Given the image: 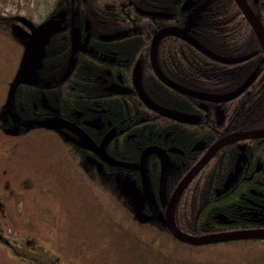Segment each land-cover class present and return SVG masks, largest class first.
I'll return each instance as SVG.
<instances>
[{"label": "trees", "instance_id": "obj_1", "mask_svg": "<svg viewBox=\"0 0 264 264\" xmlns=\"http://www.w3.org/2000/svg\"><path fill=\"white\" fill-rule=\"evenodd\" d=\"M184 1L36 0L31 6L30 0H0V11L6 10L0 23V197L16 199L14 212L5 207L11 232L23 234L33 229L45 237L38 216L31 219L21 213L19 202L25 201L28 208L38 194L53 196L58 221L51 242L64 264H264V238L198 246L181 242L144 205L141 210L147 218L141 219L139 201L126 187L140 189L136 165L147 146H175L182 151L170 156L164 186L168 198L185 173L221 136L264 129V51L252 27L235 0H193L194 6L188 11L182 9ZM245 1L264 28V0ZM138 9L171 17L152 22ZM12 21H24L37 33L18 32ZM64 21L67 35L62 31ZM86 24L90 26L94 52L112 50L116 54L114 65L81 53L73 72L59 82L68 59L65 46L70 29H83ZM168 25L184 28L214 55L237 60L215 61L190 44L165 36L157 47L158 63L162 73L175 83L200 93L226 95L254 75L242 94L220 105L225 114L222 125L216 124L213 104L208 103L204 111L199 100L158 80L156 88H145L150 98L163 107L200 115L198 124L176 123L150 112L136 94L128 101L117 95L104 96L107 91L100 76L109 77L106 73L110 71L128 79L134 60L147 56L154 30ZM118 31L129 34L104 42L113 44L112 49L96 44V35ZM34 40L40 42V60L34 70L37 85H12ZM93 109L103 110L99 115L102 137L95 141L116 163L106 160L97 152L98 147L89 148L87 141L92 143V139L82 130L54 123L66 119L79 122L80 116L93 118ZM145 112L154 119L143 126L137 122ZM8 113L15 115L16 122L6 118ZM130 130L135 133L131 140L126 138ZM112 133L115 135L111 137ZM253 142H259L260 154L257 159L248 156V172L255 161L264 163V138ZM238 143L220 148L178 198L173 220L183 233L206 236L255 229L250 227L256 224L253 220L240 215L239 200L241 192L259 186L258 179L263 180L260 173L254 172L244 183H240L241 178L228 191L215 195L236 164ZM248 143L246 153L250 150ZM195 144H201L202 149L195 152ZM146 167L150 192L163 212L157 155H149ZM259 226L256 230H264V216ZM219 243L232 244L220 250L210 248ZM34 248L23 246L21 251ZM20 259L27 261V257Z\"/></svg>", "mask_w": 264, "mask_h": 264}, {"label": "water", "instance_id": "obj_2", "mask_svg": "<svg viewBox=\"0 0 264 264\" xmlns=\"http://www.w3.org/2000/svg\"><path fill=\"white\" fill-rule=\"evenodd\" d=\"M255 1V0H254ZM236 4L238 5L239 9L243 13L244 17L252 27L263 51H264V29L262 25L260 24L257 17L254 15L248 4L245 0H235ZM193 6V0H186L184 4L182 5V9L189 10ZM153 16L157 17H169L168 14H158V13H148ZM123 32H118L112 35L107 36L106 38H118L123 36ZM165 35L175 36L178 37L186 42H188L190 45L194 46L196 49L201 51L203 54L208 56L209 58H212L214 60H217L222 63H230L235 62L237 60H225L222 59L213 53L206 50L204 47H202L200 44H198L196 41L192 40L185 32L184 29L177 28V27H166L158 31L152 40L151 44V59H152V66L154 68V71L158 78L167 84L172 89L178 91L181 94L191 96L193 98H196L200 101L204 102H212V103H224L228 102L237 96H239L241 93H243L253 82L254 75L248 78L241 86H239L237 89L232 91L229 94L226 95H211V94H205L200 93L194 90L186 89L182 86H179L177 84L172 83L167 78H165L160 71H158V68L155 65L154 61V55L157 47L158 41L164 37ZM87 39L88 35L85 38V42L80 43L79 35H73L72 37V52L71 57L68 63V67L65 71V73L62 76V80L67 77V75L70 73L72 67H73V55L76 51H84L87 47ZM35 83L33 76H32V61L31 60H25L23 63V69L21 72L17 75V77L14 80V85L16 84H27V85H33ZM133 84L134 88L140 97V99L144 102V104L150 108L151 110L155 111L159 115H162L164 117H167L169 119L178 121L180 123L184 124H196L200 117L188 113L178 112L175 110H171L165 107H162L156 103H154L148 95L145 93L141 81H140V70H139V64L136 65L133 71ZM224 118L223 111H219L217 109L216 111V120L217 123H221ZM57 125H65L63 122H57ZM264 137V130L259 131H251V132H243V133H234L227 135L219 140H217L215 143L211 145V147L208 149V151L204 154V156L184 175V177L180 180V182L175 187L173 193L171 194L169 201L166 204L165 212L162 214L156 207V204L154 202V199L150 193V189L148 187L147 181H146V168H145V162L146 157L150 153H156L160 160V185H159V192L160 196H163L164 193V184H165V177H166V169L168 166V154L167 152L175 151V149L170 148L167 151L162 150L159 147H147L143 150L140 161H139V168H140V175H141V183H142V190L144 194V199L147 203V206L151 212V214L159 220L161 224H164L167 229L170 231L172 236L184 243H188L191 245H206V244H213L217 242H227L232 240H240V239H261L264 238V230L260 231H231V232H222L218 234H212V235H206V236H190L188 234H185L181 232L173 221V211L175 204L180 197L181 193L184 191V189L188 186V184L191 182V180L196 176V174L202 169V167L210 160V158L214 155L216 151H218L223 146L238 141V140H244V139H255V138H262ZM243 151L244 146H241L240 153L238 156V159L236 161L235 166L233 167L232 172L227 176L225 182L222 186V192L228 190L230 186L238 179V176L242 170V161H243ZM100 154L111 163H116L115 160L108 157L103 151H100ZM143 204V201L140 202L138 206V212L139 217L143 220H145L147 217L142 213L141 206Z\"/></svg>", "mask_w": 264, "mask_h": 264}, {"label": "flooded vegetation", "instance_id": "obj_3", "mask_svg": "<svg viewBox=\"0 0 264 264\" xmlns=\"http://www.w3.org/2000/svg\"><path fill=\"white\" fill-rule=\"evenodd\" d=\"M186 1V0H185ZM184 1V2H185ZM184 4V3H183ZM182 4V5H183ZM194 6V5H193ZM192 6V7H193ZM191 7V8H192ZM190 8V9H191ZM189 9V10H190ZM139 10V9H138ZM184 10V9H183ZM188 11V10H187ZM139 12L142 14V15H144V16H147V17H149L151 20H152V22H153V20L154 19H167V18H170L171 17V15L170 14H168V13H164V12H159V11H150V10H139ZM148 13H158V14H168L169 15V17H157V16H153V15H150V14H148ZM71 21H72V23H73V18L71 19ZM24 22V21H23ZM63 23V25H62V31L67 35V32H68V25H67V21H64V22H62ZM166 27H177V28H181V29H184V28H182V27H179V26H170V25H168V26H163V27H160V26H158V28L156 29V30H154V32H153V34H152V38H151V42H150V50H149V52H148V54H147V56L145 57V58H137L136 60H134V62L132 63V68H131V74H130V77L127 79H123V76L121 75V74H118V73H115V72H113V73H111L110 71H107V75L109 76V77H107V76H100V77H102V83H103V86H104V90L105 91H107V92H105L104 93V96L105 95H107V94H112V95H114V96H120L121 97V99L123 100V101H128V100H132L133 99V97H132V95L133 94H136L137 95V97L139 98V100H140V102L142 103V105L143 106H145V108L146 109H148L150 112H153V113H155V114H157V115H159L158 113H156L155 111H153V110H151L150 108H148L145 104H144V102L140 99V97L138 96V94H137V92H136V90H135V88H134V84H133V71H134V68L136 67V65L137 64H139V70H140V81H141V85H142V87H143V89H144V91H145V93L148 95V97L150 98V96H149V94L146 92V90H145V88L146 89H149V90H151V89H153V88H156L157 87V80L160 82V83H162V84H164L165 86H167L168 88H170V89H172L171 87H169L167 84H165L164 82H162L159 78H158V76L156 75V73H155V71H154V68H153V66H152V59H151V44H152V40H153V37H154V35L158 32V31H160L161 29H163V28H166ZM32 28V27H31ZM33 29V30H32ZM31 29V32H34V33H32V34H34L35 35V33H37V30L35 29V28H32ZM185 30V29H184ZM129 31V30H128ZM128 31H118V32H123L124 33V35L123 36H121V37H118V38H106L107 36H109V35H112V34H115V33H118V32H109V33H104V34H98V35H96L95 36V39H96V44L99 46H102V47H105V48H107L108 46H110V49H112L113 48V44H104V42H109V41H115V40H118V39H121V38H124L125 36H127L129 33H128ZM136 31V29H132V32H135ZM185 32H186V34L190 37V35H189V33L185 30ZM73 35H79V40H80V43H83V42H85V38H86V36L88 35V39H87V47H86V50H84V51H76L75 53H74V55H73V67H72V69H71V71H70V73L67 75V77L65 78V79H63L62 80V76H63V74L65 73V71H66V69H67V67H68V63H69V60H70V57H71V52H72V37H73ZM91 30H90V26L88 25V24H86V26L83 28V29H79V28H71L70 29V37H69V43H68V45H66L65 46V51H67L68 52V59H67V61H66V63H65V66H64V69H63V71H62V73H61V76H60V78H59V82H62V81H65L67 78H68V76L71 74V72H73V70L75 69V66L77 65V59H78V57H79V55L81 54V53H87V54H93V56H94V58H96L97 60H99V61H102V62H104V63H108V64H110V65H114V62H115V56H116V54L112 51V50H110V51H108V50H106V49H104V51H100L99 49H97L96 50V52H94V47H92V45H91V43H90V39H91ZM165 36H170V35H165ZM164 36V37H165ZM172 37H175V36H172ZM163 38V37H162ZM161 38V39H162ZM175 38H178V37H175ZM191 38V37H190ZM160 39V40H161ZM178 39H180V38H178ZM192 39V38H191ZM160 40L158 41V43H157V47H158V44H159V42H160ZM180 40H182V39H180ZM192 40H194V39H192ZM182 41H184V40H182ZM184 42H186V41H184ZM186 43H188V42H186ZM38 44H39V47H40V42L38 41ZM189 44V43H188ZM192 46V45H191ZM157 47H156V51H155V55H154V61H155V65H156V67L158 68V71H160V73L165 77V78H167L169 81H171L172 83H174V84H177V85H179V86H181L180 84H178V83H175L174 81H172L169 77H166L163 73H162V71H161V69H160V67H159V63H158V57H157ZM194 47V46H193ZM195 48V47H194ZM196 49V48H195ZM93 50V51H92ZM196 50H198V49H196ZM199 51V50H198ZM92 52V53H91ZM199 52H201V51H199ZM202 53V52H201ZM203 54V53H202ZM204 56H206L205 54H203ZM206 57H208V56H206ZM209 58V57H208ZM221 58V57H220ZM209 59H212V58H209ZM222 59H225V60H229V59H226V58H222ZM39 60H40V50H39V53H38V56H37V58L35 59V60H31L32 61V76H33V79H34V81H35V83L33 84V85H31V86H35V85H37V80H36V78H35V73H34V70H37L38 68V63H39ZM212 60H214V59H212ZM215 61H217V60H215ZM120 64H122V62H119ZM112 69V68H111ZM115 73V74H114ZM111 74H114L113 76H111ZM100 77H98V80H99V82H101V80L99 79ZM13 85V84H12ZM27 85V84H26ZM50 85V82H46V86H49ZM242 85V84H241ZM240 85V86H241ZM251 85V84H250ZM182 87H184V86H182ZM184 88H186V89H188L187 87H184ZM237 89V88H236ZM172 90H174V89H172ZM189 90H191V89H189ZM174 91H176V90H174ZM234 91V90H233ZM176 92H178V91H176ZM179 93V92H178ZM181 94V93H180ZM242 94V93H241ZM184 95V94H183ZM191 97V96H190ZM193 98V97H192ZM108 100L109 99H111V97H108L107 98ZM151 99V98H150ZM196 99V98H195ZM152 100V99H151ZM196 100H198V99H196ZM153 101V100H152ZM200 101V100H199ZM154 102V101H153ZM154 103H156V102H154ZM208 103H210V104H213L214 105V119H215V121H216V124L217 125H222V123H223V121H224V119H225V114H224V111L222 110V109H220V105L221 104H223V103H220V104H217V103H212V102H204V101H200V103H199V105H200V107H201V109L202 110H208L207 108V104ZM225 103V102H224ZM157 104V103H156ZM15 105H16V107L18 106V102L17 101H15ZM159 105V104H158ZM161 106V105H160ZM163 107V106H162ZM166 108V107H165ZM169 109V108H168ZM217 109H219V111H223V114H224V118H223V120H222V122L221 123H217V120H216V111H217ZM171 110H174V109H171ZM103 110L102 109H97V110H95L94 111V109H93V112H96V114H94V115H92V116H94L93 118H84V117H82V116H80V113L78 112V111H76V117H79L80 116V121L79 122H75V121H73V120H71V119H66V120H64V121H58V120H55L54 121V123H57V122H63L65 125H63L65 128H70V129H72V127H76V129H78V130H82L83 132H84V134L85 135H87L88 137H90L91 139H92V143L90 142V141H87V146L89 147V148H91V149H93V148H96V147H98V144H97V142L95 141V139H98L99 137H102V131H101V128H102V126H103V124H102V121H101V118L99 117V115H100V113L102 112ZM175 111H177V110H175ZM178 112H180V111H178ZM184 113V112H183ZM194 115H196V114H194ZM159 116H162V115H159ZM196 116H199L200 117V120L196 123V124H198L200 121H201V116L200 115H196ZM162 117H164V116H162ZM6 118L8 119V120H10L11 122H16V118H15V115L13 114V113H8L7 115H6ZM164 118H167V117H164ZM152 119H154V117L153 116H150L149 115V113H147V112H145V114H143V116L142 117H140L139 119H138V122L137 123H139V124H141V125H143V126H146V121H150V120H152ZM167 119H169V118H167ZM169 120H172V119H169ZM172 121H174V122H176V123H180V122H178V121H175V120H172ZM181 124H184V123H181ZM196 124H186V125H196ZM226 130V129H225ZM262 130V129H261ZM251 131H259V130H251ZM251 131H241V132H233V133H226L224 136H221V138H223V137H225V136H227V135H230V134H234V133H243V132H251ZM119 133H122V131L121 132H119ZM106 135V133H104V136ZM113 135H115V133H112L111 134V137L113 136ZM135 136V133L133 132V131H129V133H128V135L126 136V138L127 139H129L130 138V140L133 138ZM109 138H110V136H108ZM221 138H219V139H221ZM262 138H264V137H262ZM218 139V140H219ZM259 139H261V138H255V139H244V140H238V141H235V142H239L238 143V147H239V153H240V148H241V146H244V151H243V161H242V163H241V165H242V170H241V172H240V174H239V176H238V179L237 180H240L241 178V180H240V183H244V182H246V181H250L251 180V178H252V176H253V173L254 172H257V173H260V175L263 177V180H259L258 179V184H259V186L257 187V188H247L246 190H244L243 192H241V194H240V200H239V209H240V215H242V217H244V218H248V219H251V220H253L256 224H254L253 226H250L251 228H255V229H252V230H250V231H260V230H256L257 228H261L259 225H260V221H261V218H262V216H264V163H262V161L260 162V161H255L254 163H252L253 164V169L250 171V172H248V168H249V164L251 163V162H249V159H248V156H251V157H253V158H258V156H259V154H260V149H259V142H253L254 140H259ZM109 141V140H108ZM107 141V142H108ZM217 141V140H216ZM215 141V142H216ZM214 142V143H215ZM247 142H249L248 144H249V146H250V150L248 151V153H246V149H247ZM212 145V144H211ZM211 145L203 152V154H202V156L199 158V160L204 156V154L208 151V149L211 147ZM228 145V144H227ZM147 147H159V146H154V145H152V146H147ZM147 147H145V148H147ZM194 148V151L195 152H198L199 150H201L202 149V145L201 144H195L194 146H193ZM224 147V146H223ZM144 148V149H145ZM159 148H161V147H159ZM170 148H173V149H175V151H172V152H167V154H168V162L170 161V156L171 155H179V154H182V151H180V149L179 148H177V147H175V146H170V147H168V148H161L162 150H164V151H167V150H169ZM97 149V152H99L100 153V151H103L102 149H99V147L98 148H96ZM143 149V150H144ZM2 150H4V149H2ZM104 152V151H103ZM143 152V151H142ZM217 152V151H216ZM215 152V153H216ZM105 153V152H104ZM214 153V154H215ZM106 154V153H105ZM142 154V153H141ZM150 154H155V155H157L156 153H150ZM149 154V155H150ZM244 154L247 156H244ZM107 155V154H106ZM149 155L146 157V162H145V168H146V172H145V176H146V174H147V172H148V169H147V167H146V164H147V159H148V157H149ZM239 156V155H238ZM140 157H141V155H140ZM213 157V156H212ZM211 157V158H212ZM157 158H158V161H159V170H160V160H159V157H158V155H157ZM210 158V159H211ZM198 160V161H199ZM139 161H140V158H139ZM197 161V162H198ZM196 162V163H197ZM195 163V164H196ZM194 164V165H195ZM139 162H138V164L136 165V167H138V181H139V186H140V189L138 188V187H136L135 186V188L138 190V194H140L139 195V200H143L144 202H143V204H142V206H141V208L143 207V205L144 206H146L147 208H148V206H147V203H146V201H145V199H144V194H143V190H142V183H141V175H140V168H139ZM168 165H169V163H168ZM193 165V166H194ZM192 166V167H193ZM191 167V168H192ZM190 168V169H191ZM167 169H168V166H167ZM167 169H166V171H167ZM189 169V170H190ZM188 170V171H189ZM187 171V172H188ZM186 172V173H187ZM167 173V172H166ZM185 173V174H186ZM165 179H166V177H165ZM226 180V179H225ZM236 180V181H237ZM146 181H147V184H148V180H147V176H146ZM235 181V182H236ZM225 182V181H224ZM223 182V183H224ZM159 185H160V173H159ZM223 183H222V185H221V191L220 190H218L216 193H215V195H219V193L220 192H222V186H223ZM164 186H165V184H164ZM177 186V185H176ZM148 187H149V185H148ZM231 187V186H230ZM230 189V188H229ZM228 189V190H229ZM228 190H226V191H228ZM174 191V190H173ZM246 191H248V195L246 194ZM225 192V191H224ZM173 193V192H172ZM171 193V194H172ZM171 194L168 196V198L166 197V195H165V191H164V193H163V196H160V192H159V197H160V199H161V201H163L164 203H165V205L167 204V202L169 201V198H170V196H171ZM152 195V194H151ZM0 199H1V197H0ZM149 209V208H148ZM149 212H150V210H149ZM163 212H164V209H163ZM0 215H2V216H4L5 214H4V208H3V204H2V202H1V200H0ZM1 219L3 218V217H0ZM4 233H3V228H1L0 227V239L2 240H5L4 238V235H3ZM17 243V242H16ZM16 243H10V248L12 249V251L13 252H17V249H20L21 247H20V245H18V244H16ZM27 253H31V254H34V250H27L26 251ZM20 253H16L14 256H19V258H17V259H20V255H19ZM9 258H12V256L10 257V256H8ZM14 258V257H13ZM16 259V260H17ZM58 258H57V256L55 255V260H57Z\"/></svg>", "mask_w": 264, "mask_h": 264}, {"label": "rangeland", "instance_id": "obj_4", "mask_svg": "<svg viewBox=\"0 0 264 264\" xmlns=\"http://www.w3.org/2000/svg\"><path fill=\"white\" fill-rule=\"evenodd\" d=\"M36 0H30L31 3L35 2ZM23 2V0H21ZM33 3L31 6H34ZM0 23L3 21V14L6 10L0 11ZM12 23L16 24L18 32L32 34L31 27L23 21H17ZM40 47L38 44V40H34L32 43L30 50L28 52L27 60H35L38 56ZM131 195L134 199H138L139 201V194L137 189H135L132 185H127ZM1 202L4 208V216L0 215V227L3 228V235L5 240L0 239V264L7 263V264H31V262H37V264H64L65 262L60 259L53 250L52 240L55 237L56 233V223L58 221V205L56 200L53 198L51 194H38L34 204L26 208L25 201H21L19 206V211L24 213L31 219L36 218L38 216L40 225L42 227V232L45 234V237L39 235L35 230H30L26 233H17L11 232L8 229V221H7V212L5 207L9 206L13 212L17 208L16 199H8L5 197H1ZM141 202V201H140ZM17 242V243H16ZM10 243H16L20 245V247H35L34 254L22 252L21 248L17 249L16 253H20L21 257H27V261L17 259L19 256H14L16 253L12 251L10 248ZM232 244V243H227ZM225 243L215 244L214 246H210V248H214L217 250L225 249L228 245ZM29 249V248H28ZM25 249V250H28ZM24 255V256H23ZM55 255L57 256V260H55ZM8 256H12L9 258ZM14 257V258H13ZM20 257V258H21ZM17 259V260H16ZM32 259V261H31Z\"/></svg>", "mask_w": 264, "mask_h": 264}, {"label": "bare ground", "instance_id": "obj_5", "mask_svg": "<svg viewBox=\"0 0 264 264\" xmlns=\"http://www.w3.org/2000/svg\"><path fill=\"white\" fill-rule=\"evenodd\" d=\"M204 111H206V110H204ZM192 115H194V114H192ZM202 168H203V167H202ZM197 174H198V173H197ZM197 174H196V175H197ZM183 177H184V176H183ZM183 177H182V178H183ZM182 178H181V179H182ZM194 178H195V177H194ZM194 178H193V179H194ZM181 179H180V180H181ZM193 179H192V180H193ZM192 180H191V181H192ZM179 182H180V181H179ZM179 182H178V183H179ZM187 244H188V243H187Z\"/></svg>", "mask_w": 264, "mask_h": 264}]
</instances>
